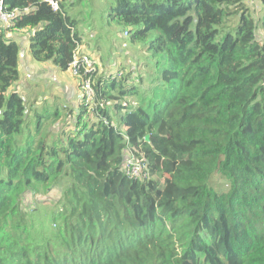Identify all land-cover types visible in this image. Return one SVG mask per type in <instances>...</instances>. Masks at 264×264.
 <instances>
[{"label": "trees", "instance_id": "trees-1", "mask_svg": "<svg viewBox=\"0 0 264 264\" xmlns=\"http://www.w3.org/2000/svg\"><path fill=\"white\" fill-rule=\"evenodd\" d=\"M259 3L255 21L244 0H112L110 19L156 58L153 76L146 87L129 74L93 81L79 57L97 104L83 100L76 129L48 141L43 114L23 131L26 108L13 90L21 47L9 35L25 30L31 59L66 72L79 23L65 0H2L11 17L0 28V264H264ZM127 152L145 163L143 177L125 175ZM62 182L50 218L58 228L37 231L23 192Z\"/></svg>", "mask_w": 264, "mask_h": 264}, {"label": "rangeland", "instance_id": "rangeland-1", "mask_svg": "<svg viewBox=\"0 0 264 264\" xmlns=\"http://www.w3.org/2000/svg\"><path fill=\"white\" fill-rule=\"evenodd\" d=\"M111 2L112 0H65L67 7L72 5L70 16L79 23L78 30L82 36L76 58L82 56L87 59L93 81L100 77L120 78L129 74L132 84L140 83L142 87H146L148 80L153 76L156 58L147 52L145 42L132 41L130 30L117 26L110 19L108 7ZM244 3L248 9V15L255 21L260 20L263 12L260 10L259 0H244ZM236 21L237 18L233 17L224 29H230ZM257 34L264 45L263 32L259 30ZM19 60V80L13 86V90L21 96L26 108L24 133L33 132L38 114L44 116V119L41 118L43 123L41 122L40 129L46 137L50 134L48 141L59 134L60 127H64L67 131H74L76 129L75 115L83 101V79L76 75L75 64L70 70L61 72L50 62L46 65L32 59L30 62L25 52L22 54L20 52ZM89 81L92 84L93 81ZM90 104L95 106L97 103L93 100ZM103 105H106L105 108L116 124L117 115L112 109V102L103 103ZM56 110L60 115L58 119L52 117V113ZM97 120L96 115L94 117L91 112L89 121L92 123ZM125 155V157L131 156L129 152ZM66 184L62 182L47 189L23 192L21 209L26 213L27 222L35 226L37 231L43 228L50 234L52 230L58 228L57 224L50 221V218L60 209Z\"/></svg>", "mask_w": 264, "mask_h": 264}, {"label": "built area", "instance_id": "built-area-1", "mask_svg": "<svg viewBox=\"0 0 264 264\" xmlns=\"http://www.w3.org/2000/svg\"><path fill=\"white\" fill-rule=\"evenodd\" d=\"M50 4L53 9L57 8V5L54 2H50ZM10 17H11L10 15L6 14L3 11L2 0H0V28L8 24ZM78 61L79 59L76 58L75 62L73 63L75 64V72L77 76L83 78V75L78 72L80 66H82L84 70L87 72L91 71V67H88L89 64L87 62V59L84 57L81 58L80 66L78 65ZM83 79L84 80L82 82V90H83L82 98L84 102L87 104L95 99V92L92 87V84L89 81L90 79L88 77ZM123 171L125 175L130 179L141 178L144 176L145 163L139 159H134L133 156L126 157L123 163Z\"/></svg>", "mask_w": 264, "mask_h": 264}, {"label": "crops", "instance_id": "crops-1", "mask_svg": "<svg viewBox=\"0 0 264 264\" xmlns=\"http://www.w3.org/2000/svg\"><path fill=\"white\" fill-rule=\"evenodd\" d=\"M25 33V34H24ZM25 37H24V36ZM11 39H13L17 44L20 45L21 47V54L22 52H25L26 53V56L28 57L29 61L31 62V57L29 55V51H28V42H27V32L24 30V31H21V32H18V33H13L11 35H9ZM23 36V37H22ZM19 57H20V53H19ZM20 61V60H18ZM48 62H45V63H40V64H43V65H46ZM33 64V63H31ZM34 67H36L35 65H33Z\"/></svg>", "mask_w": 264, "mask_h": 264}, {"label": "water", "instance_id": "water-1", "mask_svg": "<svg viewBox=\"0 0 264 264\" xmlns=\"http://www.w3.org/2000/svg\"><path fill=\"white\" fill-rule=\"evenodd\" d=\"M148 140H149V137H148V136H146V137H145V141H148Z\"/></svg>", "mask_w": 264, "mask_h": 264}]
</instances>
